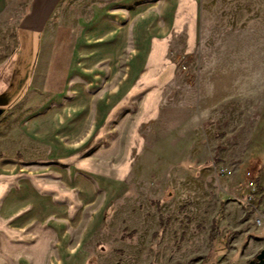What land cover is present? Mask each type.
<instances>
[{
  "label": "crops",
  "instance_id": "obj_1",
  "mask_svg": "<svg viewBox=\"0 0 264 264\" xmlns=\"http://www.w3.org/2000/svg\"><path fill=\"white\" fill-rule=\"evenodd\" d=\"M198 12L199 0H0V264H89L127 190L94 149L146 85L174 76L169 53L184 31L193 47Z\"/></svg>",
  "mask_w": 264,
  "mask_h": 264
},
{
  "label": "rangeland",
  "instance_id": "obj_2",
  "mask_svg": "<svg viewBox=\"0 0 264 264\" xmlns=\"http://www.w3.org/2000/svg\"><path fill=\"white\" fill-rule=\"evenodd\" d=\"M186 38L174 76L146 85L94 149L127 190L89 264H254L264 250V0H199Z\"/></svg>",
  "mask_w": 264,
  "mask_h": 264
},
{
  "label": "water",
  "instance_id": "obj_3",
  "mask_svg": "<svg viewBox=\"0 0 264 264\" xmlns=\"http://www.w3.org/2000/svg\"><path fill=\"white\" fill-rule=\"evenodd\" d=\"M254 264H264V250L256 256V261Z\"/></svg>",
  "mask_w": 264,
  "mask_h": 264
},
{
  "label": "flooded vegetation",
  "instance_id": "obj_4",
  "mask_svg": "<svg viewBox=\"0 0 264 264\" xmlns=\"http://www.w3.org/2000/svg\"><path fill=\"white\" fill-rule=\"evenodd\" d=\"M256 259V258H255Z\"/></svg>",
  "mask_w": 264,
  "mask_h": 264
}]
</instances>
